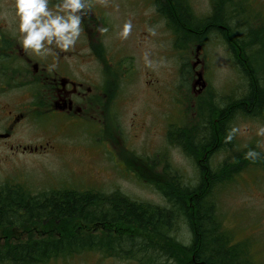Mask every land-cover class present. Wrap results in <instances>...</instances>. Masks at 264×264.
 <instances>
[{
	"label": "rangeland",
	"instance_id": "374dc122",
	"mask_svg": "<svg viewBox=\"0 0 264 264\" xmlns=\"http://www.w3.org/2000/svg\"><path fill=\"white\" fill-rule=\"evenodd\" d=\"M233 1L235 8H239L234 12L229 8L226 10V26L243 40L250 33L264 35V0ZM13 2L0 0V27H4L8 36L17 38ZM207 2L188 0L198 19L210 16ZM56 3L58 0H50V7ZM89 4L85 15L103 22L108 29L106 33L98 34L99 46L104 49L108 63L121 72L116 86L110 88L109 97L113 103L97 110L94 119L83 114V121L75 124L51 114L48 118L37 117L36 123L29 127L23 126L17 134L21 139L34 143L55 141L53 143L59 145L62 154H69L70 159L66 162L60 158H36L34 154H28L19 169L0 166V183L23 181L33 196H44L67 187L106 195L119 192L135 201L164 206V200L151 185L166 180V169L176 171L184 185L197 182L192 160L168 144L169 126L197 125V117L201 113L198 104L219 106L228 99L241 98L246 92V81L236 70L231 50L213 32L200 47L192 45L175 52L173 36L157 15L153 0H89ZM236 14L239 15L234 16ZM129 19L133 24L132 30L126 39H121L119 32ZM85 43L80 36L75 46L86 55ZM28 54L34 55L30 51ZM145 54L151 61L150 66L145 64ZM259 63L264 68V58ZM184 67L192 68L191 74L182 73ZM196 73H201L204 88L194 85ZM20 95L23 100L25 95ZM263 112L260 113L261 118L264 117ZM235 118L231 128H241L242 132L234 135L230 143L234 152L226 153L221 149L213 154L210 159L212 169L224 164L228 154L233 157L242 149L249 151L251 148H245L252 144L256 146L255 152L264 155V136L256 135L257 128L264 125V119L251 122ZM31 181H36V186L30 185ZM17 190L30 195L29 191ZM215 193L221 228L231 235L233 244L248 245L255 264H264L263 170L255 168L239 173L233 182L215 190ZM35 225L37 229L46 226L43 229L46 235L37 233L35 239L46 240L56 234L48 230V224L40 222ZM78 229L83 232L86 228ZM71 232L75 233L74 227L68 230ZM179 232L188 240L184 227L179 226ZM5 244L0 242V248ZM47 264L136 263L86 252Z\"/></svg>",
	"mask_w": 264,
	"mask_h": 264
},
{
	"label": "trees",
	"instance_id": "16d2710c",
	"mask_svg": "<svg viewBox=\"0 0 264 264\" xmlns=\"http://www.w3.org/2000/svg\"><path fill=\"white\" fill-rule=\"evenodd\" d=\"M212 3L215 8L211 16L198 19L187 0H153L157 15L173 36L175 52L203 44L207 34L213 32L226 40L232 55L238 53L233 51L231 40L240 38L226 26L225 12L228 8L234 12L238 7L235 8L233 0H212ZM215 23H223L226 32L213 29L210 25L215 27ZM253 36V33L247 34L245 39ZM99 48L97 53L103 59L104 49ZM243 52L248 55L247 59L233 60L246 81L242 101L254 105L241 107L239 112L262 113L264 68L257 55H251L253 46H247ZM191 69L184 67L182 73L191 74ZM197 107L201 112L197 125L169 126L166 135L170 146L180 149L192 160L197 182L184 185L176 171L166 169V180L151 185L164 200V206L135 201L119 192L106 195L62 187L31 198L18 190L0 187V225L41 222L56 233L46 240L35 239L26 245H7L0 250V264H47L86 252L136 264H255L248 245L233 244L231 235L221 228L217 215L215 190L233 182L241 170H229L224 164L216 169L210 167L213 154L226 150L222 137L229 128L221 125L223 118L212 111L219 106L210 108L198 104ZM233 115L226 117L228 125ZM233 160L236 164L237 158ZM179 226L185 228L188 240L180 235ZM72 227L75 233H68ZM77 228L86 229L81 232Z\"/></svg>",
	"mask_w": 264,
	"mask_h": 264
},
{
	"label": "flooded vegetation",
	"instance_id": "af4514ba",
	"mask_svg": "<svg viewBox=\"0 0 264 264\" xmlns=\"http://www.w3.org/2000/svg\"><path fill=\"white\" fill-rule=\"evenodd\" d=\"M207 3L211 16L215 6L212 0H208ZM187 4L189 5L188 0ZM243 12L242 10L241 13ZM104 25L103 22H97L95 18L84 15L81 22V36L86 41L85 49L87 54L81 53V49L76 46L74 50L66 53L59 52L57 49L59 55L56 58L57 66L54 70H49L48 68V65L53 62L51 55L37 57L28 54L29 50L23 49L18 43V37L8 36L4 32V27H0V166L7 165L11 169H19L28 154H34L35 156L33 157L36 158H60L68 162L70 155H63L62 151L59 150V145L53 143L55 141L47 140L34 143L29 139H21L17 135L18 132L23 126L28 125L29 127L34 122L36 123L37 117L41 119L46 116L48 118L49 115L56 114L63 121L75 124L78 121H83V114L86 113V117L94 119L93 115L97 110H103L110 106V88L116 86L117 79H119L118 75L121 72L112 66L110 62L108 63L109 59L106 56L101 59L100 54L97 53L99 51L98 46L101 43L98 37V34L101 33L99 29L104 27ZM210 26L213 29H218L217 32L220 30L225 33L227 29L223 23H215V27L213 25ZM92 33L93 37L91 36ZM219 38L222 44L227 47L226 40L223 37ZM231 43L234 45L233 51L238 52L233 56L240 61L247 59L248 55L243 52L247 46H253V52L250 53L251 55H257L259 62L264 58V35L259 34V32H256L252 39H240L237 41L232 39ZM197 46L200 47V44H197ZM261 46H263L262 49L260 48ZM198 74L201 75V73H196V79ZM110 85L112 86L110 87ZM20 93L25 95L23 100ZM242 97L232 101L228 99L225 103L219 105L218 108L212 110L223 118L221 125L226 124L225 127L230 129L232 120L236 119L235 117L251 122L264 119V117L261 118L262 114L259 112H239L241 107L245 109V107L254 105L252 103L249 104L248 101H242ZM207 106L214 108L212 107L214 105L211 104ZM232 114L234 115L228 125L226 122L228 118L226 117ZM225 135L223 134V141H225ZM224 146L226 148L224 152L229 153L232 150V148L229 149L231 147L229 143L224 144ZM254 147L256 148L252 144L246 147L245 150L248 148L254 150ZM232 152L234 151L232 150ZM240 152V154H234L233 156L237 158L236 164L233 163L234 160L230 154L226 156V161H224L225 168L229 170L241 168L240 172L235 176L255 168L262 169L264 172L263 154L259 153L258 157L246 159V151L242 149ZM232 160V163L229 162ZM29 184L36 186V181H31ZM0 185L7 186L9 189L29 191L30 193L28 184L23 181L16 180L12 182L8 180L0 183ZM33 195L32 191L30 195L28 194L30 197ZM35 224L37 223L0 225V242L6 243L0 250L6 248L7 245L20 246V244L26 245L34 242L37 233L40 236H45L46 231H43V229L46 226L37 229Z\"/></svg>",
	"mask_w": 264,
	"mask_h": 264
},
{
	"label": "clouds",
	"instance_id": "9594fccd",
	"mask_svg": "<svg viewBox=\"0 0 264 264\" xmlns=\"http://www.w3.org/2000/svg\"><path fill=\"white\" fill-rule=\"evenodd\" d=\"M12 8L16 19L18 43L36 56L51 55L53 62L48 68L54 70L59 52L74 50L82 33V17L86 14L85 10L90 8V4L89 0H58L54 7H50V0H14ZM132 27V21L126 20L119 32L120 38L126 39ZM99 31L103 34L108 29L102 27ZM144 59L146 66H150L151 61L147 59V54ZM241 132V128H230L224 137L225 142H230L234 135ZM256 135L264 136V125L257 128ZM257 156L259 153L251 149L245 153L246 159Z\"/></svg>",
	"mask_w": 264,
	"mask_h": 264
},
{
	"label": "water",
	"instance_id": "95a60500",
	"mask_svg": "<svg viewBox=\"0 0 264 264\" xmlns=\"http://www.w3.org/2000/svg\"><path fill=\"white\" fill-rule=\"evenodd\" d=\"M196 84H198L200 86V89L201 88H204V83L202 82V77L200 74L197 75V81H196ZM199 89V90H200Z\"/></svg>",
	"mask_w": 264,
	"mask_h": 264
}]
</instances>
